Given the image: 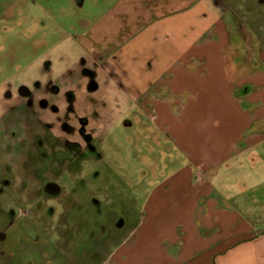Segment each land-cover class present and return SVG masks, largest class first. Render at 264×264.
Wrapping results in <instances>:
<instances>
[{
    "label": "crops",
    "instance_id": "1",
    "mask_svg": "<svg viewBox=\"0 0 264 264\" xmlns=\"http://www.w3.org/2000/svg\"><path fill=\"white\" fill-rule=\"evenodd\" d=\"M69 1L89 9L67 35L78 53L37 86L65 93L96 67L113 101L193 133L102 264H264V0L242 18L224 0Z\"/></svg>",
    "mask_w": 264,
    "mask_h": 264
},
{
    "label": "rangeland",
    "instance_id": "2",
    "mask_svg": "<svg viewBox=\"0 0 264 264\" xmlns=\"http://www.w3.org/2000/svg\"><path fill=\"white\" fill-rule=\"evenodd\" d=\"M224 3L241 18L261 8L259 0ZM88 10L69 0H0V264H102L140 219L157 180L187 163L176 140L191 137L189 127L152 124L113 101L121 95L96 67L74 72L65 93L36 88V79H48L46 61L59 73L77 55L67 35ZM25 85L34 94L17 106ZM48 182L58 185L55 196L44 192Z\"/></svg>",
    "mask_w": 264,
    "mask_h": 264
},
{
    "label": "flooded vegetation",
    "instance_id": "3",
    "mask_svg": "<svg viewBox=\"0 0 264 264\" xmlns=\"http://www.w3.org/2000/svg\"><path fill=\"white\" fill-rule=\"evenodd\" d=\"M90 83H91V85H90L91 88H93L94 84H96L95 81H94L93 79L91 80ZM39 87H40V86H39ZM39 87L37 86L36 88L39 89ZM40 90H41V89H40ZM33 94H34V92L31 91V89H28L27 87H21L20 90L18 91V95H19V103L17 104V106H19V105L22 103V98H23V97L31 98ZM8 96H9L8 98H10V97H11V94L9 93ZM41 104H44V103L42 102ZM17 108H18V107H17ZM126 123H128V121H127ZM128 124H129V123H128ZM128 124H126V125H128ZM3 125H4V124H3ZM3 125H2V128L4 127ZM128 126H130V125H128ZM12 129H13V128H12ZM3 130L6 131L7 128H3ZM12 135L15 136L16 133L13 132ZM85 139H86L87 141H90V136H86ZM42 143H43L42 140H39V141H38V145H39V146H42ZM87 148H88V151H91V152H93L96 156L100 157V155H99V154H100L99 151L96 149V147H95L92 143H88ZM78 154H79V155H78ZM78 154H75L74 157H73L74 166H79V163L81 162V157L83 156V153H78ZM9 173L11 174V169H9ZM9 183H10L9 180H5V181L3 182V185H4V184H9ZM44 187H45L44 192L47 193V194H49V195H52V196H55V195H56L55 193L58 194V193H59V190H60L59 187H58V185H56L55 183H50V182L46 183V185H44ZM92 200H93V199H92ZM92 205H93L94 207H96V208L99 207V206H98V203H97L95 200H93ZM121 220H123V218L120 219V220L118 219V220L116 221L115 226H116L117 228H118V223H120Z\"/></svg>",
    "mask_w": 264,
    "mask_h": 264
},
{
    "label": "water",
    "instance_id": "4",
    "mask_svg": "<svg viewBox=\"0 0 264 264\" xmlns=\"http://www.w3.org/2000/svg\"><path fill=\"white\" fill-rule=\"evenodd\" d=\"M97 88H98V86H97L96 84H94V86H93L92 89H97ZM123 224H124V223H123V221L121 220L120 223H118V227L121 228V227L123 226Z\"/></svg>",
    "mask_w": 264,
    "mask_h": 264
}]
</instances>
